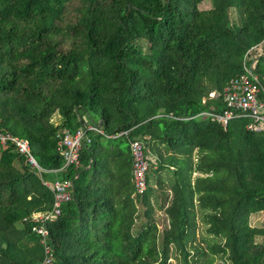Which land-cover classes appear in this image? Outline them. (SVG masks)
Returning a JSON list of instances; mask_svg holds the SVG:
<instances>
[{"label": "trees", "instance_id": "1", "mask_svg": "<svg viewBox=\"0 0 264 264\" xmlns=\"http://www.w3.org/2000/svg\"><path fill=\"white\" fill-rule=\"evenodd\" d=\"M263 46L264 0H0V131L42 168L0 145V264H42L35 216L57 180L73 187L48 224L52 264H191L198 228L210 264H264V132L202 117L224 114V88ZM255 69L264 86V54ZM88 123L101 133L79 167L54 173L62 131ZM134 139L153 152L143 195Z\"/></svg>", "mask_w": 264, "mask_h": 264}, {"label": "built area", "instance_id": "2", "mask_svg": "<svg viewBox=\"0 0 264 264\" xmlns=\"http://www.w3.org/2000/svg\"><path fill=\"white\" fill-rule=\"evenodd\" d=\"M260 48H254L251 54ZM250 60L248 59V61ZM253 63L247 66L244 65V72L232 78L224 88L223 102L226 105L224 114L217 116L203 113L202 117L210 116L224 126L230 120L244 118L247 120L246 129L255 132H264V86L261 81V76L256 72V65ZM210 95L216 97L214 93ZM89 131L101 133L98 127L91 123L80 126L74 132H70L67 129L62 131L57 143V149L62 154L64 165L61 169L54 170V173L65 172L70 167H79L81 147L84 143H90L87 134ZM123 133L127 134V132H121L120 134ZM6 144L13 146L16 152L23 156L24 162L42 171V168L34 158L30 143L27 139L0 131V145L4 146ZM129 150L132 159L134 192L136 195H143L149 187V149L143 142L134 139L129 141ZM46 185L50 186L54 194L53 208L47 214H37L35 216V220L39 222V225L34 226L33 231L41 237V243L44 245L45 257L42 264H52L53 246L49 244L51 234L48 224L58 220L62 215V206L72 199L73 185L69 181L61 180H57L52 184L46 183Z\"/></svg>", "mask_w": 264, "mask_h": 264}, {"label": "rangeland", "instance_id": "3", "mask_svg": "<svg viewBox=\"0 0 264 264\" xmlns=\"http://www.w3.org/2000/svg\"><path fill=\"white\" fill-rule=\"evenodd\" d=\"M208 7H209L208 3H204V4H202L200 6L201 9H207ZM263 54H264V47L260 48L259 50H257L254 53V55L252 57V59L254 60L253 64L256 65V60H258L259 57L262 56ZM155 213H156V215L157 214H162V212L158 211L157 209H155ZM263 218H264V214L259 217V221H262ZM157 220H158V229L160 231H162L163 228H164L163 221H162V219L159 216L157 217ZM200 233H201V231H199V233L197 231V233H196V236H197L196 237V244L200 245V247L203 248V250H205L206 252H204L205 254L197 255L196 258H195V262L194 263H192L193 260H191V259H190L189 262L191 264H210V261L207 259V256L209 255L208 254L209 252H208L207 249H205V242H202L201 239H200ZM181 262H182V258H181L180 255H177V257H175L174 255H171V258L168 259V264H181Z\"/></svg>", "mask_w": 264, "mask_h": 264}, {"label": "crops", "instance_id": "4", "mask_svg": "<svg viewBox=\"0 0 264 264\" xmlns=\"http://www.w3.org/2000/svg\"><path fill=\"white\" fill-rule=\"evenodd\" d=\"M149 152L150 153H153L152 152V149L149 147ZM193 176H195V174L193 175ZM196 191H198V194H195V196H196V198H197V200H196V203H198L199 201H200V199L205 195V193H206V187H205V185L203 184V182L202 183H198L197 185H196ZM263 215V214H262ZM264 219V218H263ZM197 231H198V233H199V231H200V228H198L197 229ZM196 231V232H197Z\"/></svg>", "mask_w": 264, "mask_h": 264}, {"label": "water", "instance_id": "5", "mask_svg": "<svg viewBox=\"0 0 264 264\" xmlns=\"http://www.w3.org/2000/svg\"><path fill=\"white\" fill-rule=\"evenodd\" d=\"M259 61V59L258 60H256V64H257V62ZM100 122V120H98V123Z\"/></svg>", "mask_w": 264, "mask_h": 264}]
</instances>
